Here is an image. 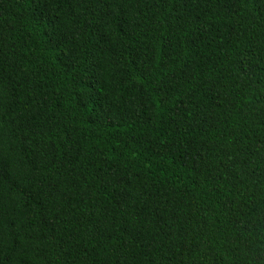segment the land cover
<instances>
[{
  "label": "trees",
  "instance_id": "trees-1",
  "mask_svg": "<svg viewBox=\"0 0 264 264\" xmlns=\"http://www.w3.org/2000/svg\"><path fill=\"white\" fill-rule=\"evenodd\" d=\"M0 264H264V0H0Z\"/></svg>",
  "mask_w": 264,
  "mask_h": 264
}]
</instances>
